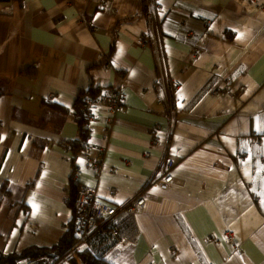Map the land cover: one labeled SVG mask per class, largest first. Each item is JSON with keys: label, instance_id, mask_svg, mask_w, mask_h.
Listing matches in <instances>:
<instances>
[{"label": "crops", "instance_id": "1", "mask_svg": "<svg viewBox=\"0 0 264 264\" xmlns=\"http://www.w3.org/2000/svg\"><path fill=\"white\" fill-rule=\"evenodd\" d=\"M148 1H0V188L15 207L1 252L50 249L74 224L71 157L95 156L69 149L81 136L75 101L124 72L109 136L105 110L86 121V144L105 142L103 170L78 177L98 202L145 197L136 243L110 263L264 264V0H154L156 50L138 44ZM221 80L246 91L212 95ZM166 157L169 191L152 181Z\"/></svg>", "mask_w": 264, "mask_h": 264}, {"label": "built area", "instance_id": "2", "mask_svg": "<svg viewBox=\"0 0 264 264\" xmlns=\"http://www.w3.org/2000/svg\"><path fill=\"white\" fill-rule=\"evenodd\" d=\"M93 3L102 5L103 0H89ZM5 6L0 2V13L4 11ZM163 7L154 0H149L145 8L146 20V39H139L138 44L145 45L151 43L155 50L158 49L160 41L161 14ZM78 24H85L84 15L79 14ZM160 26V27H158ZM157 30L159 35L157 34ZM190 37V35H186ZM108 66V65H107ZM161 70V67H160ZM163 71L161 72L162 81H164ZM126 81L124 72L118 73V85L115 90L109 92L101 91L96 97H83L80 112L84 111L89 121L97 118V111L105 110L103 118L104 139L112 131L114 122L119 111L124 106L123 86ZM167 81V80H166ZM226 80H222V88L228 89ZM166 92V90H164ZM167 93V92H166ZM212 95H220V88L213 87ZM159 125L155 129H159ZM157 145V143L154 141ZM105 142L87 143L86 149L94 150L95 156H86L79 163L73 162L72 172L69 176L70 181L77 182L79 175L83 171H92L98 176L103 170L102 155L105 150ZM97 153V154H96ZM148 155V153H146ZM175 165L173 159L164 161L161 173L162 178L152 179L153 183L163 191L170 190L173 182L172 168ZM96 188L82 182H78L76 197L73 201L72 220L76 233L74 245L65 253H58L54 250L47 252L38 257H22L14 263L4 264H82L79 257L80 253L87 251L94 258L111 262L123 251L133 246L140 232L138 214L145 204V197L138 195L132 197L120 207H115L106 203L98 202L96 199ZM257 200V199H256ZM227 237L232 239L230 231Z\"/></svg>", "mask_w": 264, "mask_h": 264}, {"label": "trees", "instance_id": "3", "mask_svg": "<svg viewBox=\"0 0 264 264\" xmlns=\"http://www.w3.org/2000/svg\"><path fill=\"white\" fill-rule=\"evenodd\" d=\"M103 2H107L106 0H103ZM160 4V3H159ZM144 13H145V8H144ZM161 24L163 25L162 22V18H161ZM162 27L160 28V32H161ZM161 38V36H160ZM224 38L225 40L228 41H232L233 40V33L225 30L224 31ZM229 87L230 84L227 83ZM118 85V84H117ZM117 85L114 87L113 90L116 89ZM92 90V89H91ZM111 89L107 90L109 92L113 91ZM89 91V90H88ZM85 92H80L76 98L75 101V113L73 114L74 116L77 115L76 117V122L78 123V129L81 133V136L79 138V140L75 143H71L70 144V150H72V154L74 155V157L76 155H79L80 153L84 152L86 150V138H87V133H88V127L86 125V121H87V115L84 111L80 112L79 109L82 107L81 102H82V98L81 96L84 94ZM100 93V91L98 92V94ZM89 95H96L97 93H91L90 91L88 92ZM86 96V95H85ZM87 97V96H86ZM71 160L74 162V158ZM78 182H74L71 181L72 183V187L74 188L73 190V196L71 199V205L73 206V201L76 197V193H77V188H78ZM6 185L4 184L1 188H0V201L2 200L4 195L8 194V191L6 189ZM123 205V204H122ZM122 205L119 206H115V207H120ZM76 233L74 230V225L70 224L68 225L67 230L64 232V234L61 235V237L52 245V247L50 249H53L54 251L58 252V253H64L66 251H68L75 243L76 241ZM48 249V251L50 250ZM47 252V249H43L37 246H32V247H28L22 250H18V251H13L11 253H4L0 251V264H4V263H14L17 259L22 258V257H38L41 256L43 254H45ZM82 264H112L108 261H103V260H99L94 258L92 255H90L89 252L84 251L82 253H80L79 255Z\"/></svg>", "mask_w": 264, "mask_h": 264}, {"label": "rangeland", "instance_id": "4", "mask_svg": "<svg viewBox=\"0 0 264 264\" xmlns=\"http://www.w3.org/2000/svg\"><path fill=\"white\" fill-rule=\"evenodd\" d=\"M107 2L110 0H106ZM145 16V13H144ZM145 20V19H144ZM146 23V20H145ZM160 27V26H158ZM157 34L159 35V32L157 30ZM143 39V38H141ZM195 55L197 54L196 51L193 52ZM222 80L221 82L218 84V89L220 88V91L222 93H226V92H238V93H245L246 91V86L242 85V86H238L237 88H233V87H229L228 89L226 88H222ZM168 158L166 157L165 160H167ZM164 160V161H165ZM162 176V173H161ZM160 176V178H162ZM4 197L2 198V200L0 201V232L1 231H5L7 229H11V227H13L14 225V214H15V207L14 205L12 206H7L6 202L7 200L4 201ZM13 229H11L12 231ZM13 234V233H12ZM48 250V249H47Z\"/></svg>", "mask_w": 264, "mask_h": 264}, {"label": "water", "instance_id": "5", "mask_svg": "<svg viewBox=\"0 0 264 264\" xmlns=\"http://www.w3.org/2000/svg\"><path fill=\"white\" fill-rule=\"evenodd\" d=\"M0 1H7V0H0Z\"/></svg>", "mask_w": 264, "mask_h": 264}, {"label": "bare ground", "instance_id": "6", "mask_svg": "<svg viewBox=\"0 0 264 264\" xmlns=\"http://www.w3.org/2000/svg\"><path fill=\"white\" fill-rule=\"evenodd\" d=\"M215 96V95H214ZM172 188V187H171ZM167 191H169V190H167Z\"/></svg>", "mask_w": 264, "mask_h": 264}]
</instances>
